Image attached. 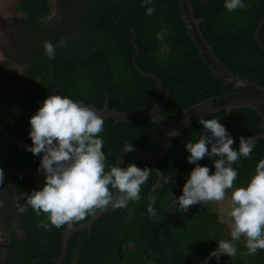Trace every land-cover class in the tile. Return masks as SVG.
Listing matches in <instances>:
<instances>
[{"label": "trees", "instance_id": "1", "mask_svg": "<svg viewBox=\"0 0 264 264\" xmlns=\"http://www.w3.org/2000/svg\"><path fill=\"white\" fill-rule=\"evenodd\" d=\"M17 0L20 14L6 23L7 37L0 46V124L16 138L31 142L29 118L49 94L69 96L74 101L101 107L107 98L110 108L148 109L163 100L154 74L168 101L161 113L177 115L182 109L207 97L232 91L215 77L200 58L196 44L186 35L177 0H152L155 12L145 15L141 0ZM245 7L229 12L224 0H191L200 30L229 71L264 84V0H244ZM50 19V20H49ZM49 20L47 24L46 21ZM167 28L163 40L156 33ZM63 43H60V41ZM56 45L54 60L44 50V42ZM21 65V69L13 66ZM205 119H219L234 139L253 135L257 142L251 156L233 164L238 175L234 188L244 186L264 158L262 120L250 107L208 113ZM102 151L106 165H115L125 143L154 150L163 131L148 120L115 122L103 118ZM190 123L172 140L157 162L162 179L136 154L129 153L124 167L134 163L152 169L141 185L139 201L124 208H111L86 229L73 232L67 241L62 264H203L221 240H230L231 217L201 202L183 212L176 198L195 166L187 162L184 147L199 138L202 125ZM40 155L9 144L0 133V264H53L61 251V235L66 224L45 229L40 225L46 214H35L26 206L21 192L42 186L38 172ZM214 171L208 157L199 160ZM107 170V169H106ZM167 180L168 182H165ZM160 184L153 190V185ZM232 189L226 193L231 194ZM154 201L156 214L147 205ZM90 215V214H89ZM89 215L79 221H85ZM170 217V218H168ZM3 238V240H1ZM234 257L221 254L208 264H264V250L250 255L244 237L235 242Z\"/></svg>", "mask_w": 264, "mask_h": 264}, {"label": "clouds", "instance_id": "2", "mask_svg": "<svg viewBox=\"0 0 264 264\" xmlns=\"http://www.w3.org/2000/svg\"><path fill=\"white\" fill-rule=\"evenodd\" d=\"M141 4L147 6L145 15H153L155 8L148 6L152 0H141ZM224 7L232 12L243 9L245 3L244 0H224ZM167 31V28L159 30L156 38L163 40ZM55 49L52 42H44L45 54L51 60L55 59ZM197 123L202 125L199 138L184 144L190 153L186 160L195 166L176 198L179 208L187 212L191 205L223 200L226 190L232 189L228 212L231 239H221L203 264H208L211 257L218 261L221 254L234 257L237 253L235 242L242 236L248 254L255 255L258 249L264 250V158L255 165L247 184L235 188L238 171L233 164L241 157L251 156L257 138L240 136L239 145L234 148L233 137L219 119L201 116ZM103 124V118L94 109L69 96L49 94L40 102L29 118L27 134L32 143L25 150L40 155L37 171L43 173V182L30 193L21 192L17 200L23 199L26 206L18 205V211L25 212L30 206L37 216L42 212L46 214V220H41L38 226L59 228L108 205L124 208L141 199V185L148 180L152 169L140 168L134 163L126 167L106 165L107 157L102 151L104 141L98 135L103 132ZM167 135L175 136L177 130L172 129ZM133 150L134 145L127 142L120 154ZM205 156L212 161L214 171L211 173L208 165L198 163ZM2 182L3 169H0ZM159 186V183L153 185V190ZM3 206L0 200V207ZM147 211L150 216L156 214L154 201L149 202Z\"/></svg>", "mask_w": 264, "mask_h": 264}, {"label": "water", "instance_id": "3", "mask_svg": "<svg viewBox=\"0 0 264 264\" xmlns=\"http://www.w3.org/2000/svg\"><path fill=\"white\" fill-rule=\"evenodd\" d=\"M177 2L180 8V17L186 27V35L189 36L196 44L200 58L204 61L215 77H217L226 86L231 87L233 90L199 100L182 109L177 115L171 118L166 117L161 113V110L165 107L168 101V91L163 89L159 79L152 73L147 74L155 78L158 90L163 95V100L160 103L154 104L151 108L119 110L117 108H110L107 98L104 100L101 107H97L94 104H86L84 101L79 100L84 105L94 109L102 118H112L115 122L148 120L163 131L160 143L154 150L146 149L139 144H133V151L120 154L123 149L122 148L118 152L115 160V165L117 164L119 167H124L126 156L129 153H134L141 160L146 161L151 166L157 174L158 181L162 179V173L157 166V162L166 154L172 140L175 136L181 134L182 131L190 125V123L199 119L201 116L207 115L208 113L222 109L225 110L226 108L228 109L227 111H229L232 108L250 107L257 112L262 120L260 126L263 130L257 135V137H264V84L261 85L254 80L244 78L240 74L234 73L225 68L219 60V57L212 50V47L205 40L199 27L201 19L195 16L191 0H177ZM255 38L259 46L264 50V45L260 42L257 34L255 35ZM172 129L177 130V135H167V133ZM0 133L7 138L9 144H14L22 148L31 144L30 142L22 141L16 138L1 124ZM111 208V205H108L103 209H97L94 213H91L85 221L78 224H74L73 222L67 223L61 235L60 254L54 259L53 264H62V260L66 255L68 238L73 232L83 229L89 231L92 223L102 213Z\"/></svg>", "mask_w": 264, "mask_h": 264}, {"label": "rangeland", "instance_id": "4", "mask_svg": "<svg viewBox=\"0 0 264 264\" xmlns=\"http://www.w3.org/2000/svg\"><path fill=\"white\" fill-rule=\"evenodd\" d=\"M50 2L53 5V10H55L54 0H50ZM16 3H17V0H0V46L3 44V42L5 41L7 37L6 23L11 21L13 17H16L20 14L15 9ZM49 20L46 21L47 24L49 23ZM2 58H3V55L0 50V59ZM13 68L20 70L21 65H15L13 66ZM185 175L188 176L189 173H186ZM230 195H231L230 193H226L225 198L223 200L203 201V203L209 204L211 208H215L216 210H218L220 217L222 216L224 219H226L228 217V212L231 207ZM1 240H3V238ZM2 256L3 255L0 253V260Z\"/></svg>", "mask_w": 264, "mask_h": 264}]
</instances>
